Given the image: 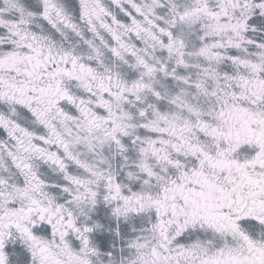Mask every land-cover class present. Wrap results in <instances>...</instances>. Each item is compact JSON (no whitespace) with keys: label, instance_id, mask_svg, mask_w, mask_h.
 I'll return each instance as SVG.
<instances>
[{"label":"snow or ice","instance_id":"1","mask_svg":"<svg viewBox=\"0 0 264 264\" xmlns=\"http://www.w3.org/2000/svg\"><path fill=\"white\" fill-rule=\"evenodd\" d=\"M0 264H264V0H0Z\"/></svg>","mask_w":264,"mask_h":264}]
</instances>
